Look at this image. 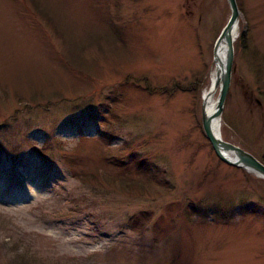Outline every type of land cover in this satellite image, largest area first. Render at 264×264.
Segmentation results:
<instances>
[{
	"label": "rangeland",
	"instance_id": "374dc122",
	"mask_svg": "<svg viewBox=\"0 0 264 264\" xmlns=\"http://www.w3.org/2000/svg\"><path fill=\"white\" fill-rule=\"evenodd\" d=\"M237 2L220 132L264 164V0ZM36 3L0 0V264H264V179L202 126L228 1Z\"/></svg>",
	"mask_w": 264,
	"mask_h": 264
},
{
	"label": "water",
	"instance_id": "95a60500",
	"mask_svg": "<svg viewBox=\"0 0 264 264\" xmlns=\"http://www.w3.org/2000/svg\"><path fill=\"white\" fill-rule=\"evenodd\" d=\"M230 9L231 16L228 23L222 30L214 50V62L216 61L217 47L220 42L225 41L227 44V57L225 62V68L222 73L221 80L216 84V88H220V94L218 98L217 109L212 117H208L203 108V120L202 126L206 137L210 141L217 157L229 166L244 169L249 173L255 174L258 177L264 179V164L258 160L253 154L247 152L240 146H237L231 142L225 141L219 132L217 133L213 128V122L215 119H221L225 108L228 92L230 89L232 75L234 71L235 60V42L236 28L239 26L241 12L238 6L237 0H227Z\"/></svg>",
	"mask_w": 264,
	"mask_h": 264
},
{
	"label": "bare ground",
	"instance_id": "6f19581e",
	"mask_svg": "<svg viewBox=\"0 0 264 264\" xmlns=\"http://www.w3.org/2000/svg\"><path fill=\"white\" fill-rule=\"evenodd\" d=\"M239 26L236 28V36H238ZM237 40V38H236ZM227 57V44L225 41L220 42L217 47L216 61L214 68L211 72L210 85L206 89L203 96V108L208 117H212L217 109L218 99L216 95L220 90L216 88V84L221 80L223 70L225 68V62ZM222 119H215L213 122V128L218 133L221 131ZM221 133V132H220Z\"/></svg>",
	"mask_w": 264,
	"mask_h": 264
},
{
	"label": "trees",
	"instance_id": "16d2710c",
	"mask_svg": "<svg viewBox=\"0 0 264 264\" xmlns=\"http://www.w3.org/2000/svg\"><path fill=\"white\" fill-rule=\"evenodd\" d=\"M33 3H34V5H35V7H36V10L38 11V13L41 11L42 13H45V10H42V9H40V7H39V5L36 3V0H31ZM120 180H122V183H124V184H126V182L128 181V180H130V179H127V178H125V179H120ZM132 180V179H131ZM130 180V181H131ZM130 183V182H129ZM147 220V222H148V220L149 219H146ZM137 221H141L140 219L139 220H137ZM145 223H140V225L139 226H141V225H144ZM145 226V225H144ZM143 226V227H144ZM136 228V225H135V227H134V229Z\"/></svg>",
	"mask_w": 264,
	"mask_h": 264
}]
</instances>
